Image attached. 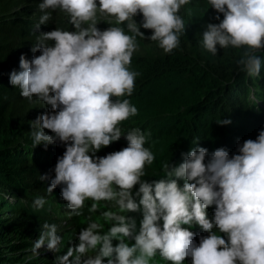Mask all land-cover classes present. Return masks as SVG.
I'll return each instance as SVG.
<instances>
[{
    "label": "clouds",
    "instance_id": "clouds-1",
    "mask_svg": "<svg viewBox=\"0 0 264 264\" xmlns=\"http://www.w3.org/2000/svg\"><path fill=\"white\" fill-rule=\"evenodd\" d=\"M190 2L39 3L41 14L35 11L37 18L32 19L40 31L30 49L33 56L21 54L19 70L9 74L10 84L23 98L48 108L31 121L29 142L31 152H44L49 165V173L39 176L47 192L25 187V201L38 210L34 217L46 221L32 246L34 256L46 245L55 254L54 264H159L157 257L170 264H184L186 258L190 264H264V129L255 139L238 142L231 155L224 147L209 153L196 140L172 163H161L164 175L158 167L148 180L146 168L157 163L145 146L151 134L123 123L138 114L124 98L132 96L140 75L131 69L139 50L137 37L155 41L171 54L186 30L181 9ZM208 3L219 23L206 25L203 48L213 55L218 45L245 48L237 61L239 71L259 77L264 0ZM57 11L67 17L65 28L52 18ZM101 21L106 29L98 25ZM141 28L152 30L151 35L146 37ZM230 123L222 119L219 124ZM122 135L126 147L96 155ZM53 192L56 196L49 195ZM35 193L43 196L29 197ZM45 196L64 202L69 216L82 217L87 208L79 243L63 254L65 242L56 224L67 225L72 217L65 216L63 207L47 203ZM136 212H142L139 226L129 215Z\"/></svg>",
    "mask_w": 264,
    "mask_h": 264
},
{
    "label": "trees",
    "instance_id": "trees-1",
    "mask_svg": "<svg viewBox=\"0 0 264 264\" xmlns=\"http://www.w3.org/2000/svg\"><path fill=\"white\" fill-rule=\"evenodd\" d=\"M36 1L0 0V65L4 68L0 71V234L7 242L13 244L8 246L7 250L0 248V264L19 263L16 256L20 254L24 245L21 240L16 239V236L21 238L22 232L32 231L36 225L34 220L38 219L34 217L38 210L33 209L32 204L27 203L24 199L27 195L26 184L30 187H39L45 192H47L46 189L48 187L46 181H37L40 175L49 173V165L45 164L47 162L46 154L43 158L40 153H37L38 150L31 152L29 145V142H32L31 134L17 133V130L20 127L22 128L21 119L35 120L38 115L47 111L48 108L47 106L44 107L40 102L32 103L23 98L20 94V89L13 87L9 82L10 72L13 69L19 70L21 54H24L28 59L33 56V53L29 51L36 42V35L40 32L35 30L32 24V19L37 18L34 13L35 10H31L32 5ZM53 13L60 15L55 19L58 27L65 28L67 26V17L65 18V15L59 11ZM141 17V14L135 17L138 24L142 19ZM142 30L146 37L151 35L152 30L143 28ZM145 41L158 44L147 39ZM221 51L231 55V57L222 62V70L225 71V74L222 73L219 76L214 75V72L200 65L181 42L179 48L173 50L171 54H166L163 51L159 56L141 57L136 60L141 63V66L138 70L140 75L135 82L136 87L133 93L135 99L144 100L145 96H142L140 91L147 87L149 83H156L157 86L162 85L160 82L161 78L169 73L182 74L202 83L199 92L192 95L194 103L192 105L198 111L200 119L198 121H196L197 119H189L190 113H193V110L190 111L192 108L180 106V103L178 110L184 107L188 109V112L185 115H182L183 113L180 115L172 130L173 133L168 136L166 132L165 137L160 134L156 136L164 144L168 143L167 148H164V150L165 152L170 151V154L167 158L157 157V160H160L146 168V179L149 180L151 174L158 167L160 175H164L161 171V163L163 161L172 163L180 156L182 151L188 152L187 147L189 145L193 147L195 139L199 140L198 143L202 147H209L208 133L213 128L218 127L219 141L225 145H229L230 140H234L235 144L238 142L242 144L244 138L235 131L245 130V128L249 130L251 124H259L260 120H264V114L263 116L258 112L253 114L248 108L244 109L245 105L248 106L250 103L258 101L264 103V50L258 51L259 53L257 54L262 59L259 77H249L245 72L239 71L237 61L244 55L245 48L237 49L230 46ZM38 54L39 52L36 53V55ZM7 63H10L11 66L5 67L8 65ZM224 76L228 77V79H224ZM251 93L258 99H252ZM33 99L35 100V98ZM260 109L264 112V107H260ZM242 111L247 113V115ZM202 117H208L205 123L201 121ZM236 118L247 120L248 122L242 123ZM222 119H231V123L221 125L219 123ZM166 122L168 123L170 120ZM127 126L130 128L141 127L140 129L142 130H148L145 124H141V116H134L128 121ZM150 126L148 125V128ZM204 126L207 127L205 132L201 129ZM197 133L201 135V139L199 137L196 138ZM126 146L127 141L122 135L119 141L102 148L96 155L103 156L110 152L121 150ZM145 146L148 147V144L146 143ZM180 146L182 147L181 150ZM11 160H14V163L11 167H8L11 164ZM1 164L5 166L2 167ZM26 178H28L29 182L22 180ZM36 195V193L30 194L29 197ZM49 195L56 196V193L53 192ZM9 196L14 197L15 201L11 200ZM37 196L43 195L38 194ZM45 198L47 200V196ZM50 203H55L61 207L64 206V202L61 200L52 199ZM4 211L14 215L18 214L23 218L17 219L4 216ZM96 214L99 215V213ZM87 215V208H85L84 216H73L70 219V223L75 224L72 239L77 238L80 229L86 227L85 217ZM129 215L136 218L139 226L142 212L129 213ZM93 216L95 217V214ZM11 234L14 235L15 241L8 239ZM116 243L118 241L114 240L113 244L115 245Z\"/></svg>",
    "mask_w": 264,
    "mask_h": 264
},
{
    "label": "rangeland",
    "instance_id": "rangeland-1",
    "mask_svg": "<svg viewBox=\"0 0 264 264\" xmlns=\"http://www.w3.org/2000/svg\"><path fill=\"white\" fill-rule=\"evenodd\" d=\"M40 2L41 0H37L32 5L31 10L34 9L37 13L41 14L38 9V5ZM22 8H18V9H22ZM180 15L184 18L186 25L185 33L181 35L180 42L185 46L186 49L189 50L190 54L193 57H195V60H197L200 65L214 72V75L219 76L222 73L225 74V71L222 70L221 64L224 60H228L231 57V55L222 53L221 51L222 49L219 48V45L217 46L218 48L217 54L213 55L212 53L204 49L202 45V34L206 29V25L208 23H219V21L215 19L217 13L213 8H211V5L208 3V0H191L190 4L182 7ZM219 15L222 20L223 14H219ZM58 16L60 15H56L55 13H53L52 18L57 19ZM64 17L66 18V16ZM98 25L106 29V27L103 25V21L99 22ZM51 30L53 29H49L48 31ZM137 42L139 44V50L134 53L131 64V69L136 72H138L141 66V63H139L136 60H139L141 57L150 58L152 56H159L162 54L161 52H163V50L159 48L158 44L147 42L138 37H137ZM29 52H31V50ZM258 53L259 52H257V54ZM10 66L11 65L9 63L5 67H10ZM3 69L4 68H2L0 65V71H2ZM224 79L227 80L228 77L224 76ZM160 82L162 84L160 86H157L156 83H149L147 84V87H145L143 90L140 91V94L142 96H145L144 100L142 101L139 100L138 98L135 99L134 94L131 97H124L130 99V102L137 107L138 114L136 116H141V124H145V127H147L148 129L143 131H145V133L151 134L148 137L147 144L148 147L151 148V150L156 156V160L154 162H158L160 160V159L157 160V157L167 158L168 155L170 154V151L165 152L164 150V148H167L166 146H168V143L164 144V142H162V140L158 139L156 136L160 134L163 137H165L166 132L168 136H170L173 133L172 130L175 127V123L178 122L180 115L182 113H183L182 115H185V113L188 112V109L184 107L188 106L189 109L192 108L190 109V111L193 110V113H190L191 117L189 116V119L190 118L194 120L197 119L196 121L200 119V115L198 111L192 105L194 104L192 95H194V93L199 92V89L202 86L201 82L195 81L188 76L182 74L176 75L174 73H169L166 76L162 77ZM250 95L252 99H258V97H255V95H253L252 93ZM155 105L157 106L155 107ZM179 105L184 106L183 109L181 108V110H178ZM260 107H264V103L258 101L255 103H250V105L248 106L245 105L244 109L248 108L253 114L258 112L261 116H263L264 112L263 110L260 109ZM242 112L245 115H247V113H245L244 111ZM132 118L133 117H131L129 120H131ZM206 119H208V117L207 118L202 117L201 121L205 123ZM32 120L34 119L31 120L28 118L21 119L22 128L20 127L17 130V133H26L27 135L31 134ZM129 120H126L123 123L126 124L127 121ZM167 120H170V122L167 123L166 122ZM237 120L242 123L248 122L247 120H240V119ZM148 125L151 126L148 128ZM201 129L205 132L207 130V127L205 126L201 127ZM261 129H264L263 119L260 120L259 124L258 123L251 124V128L249 130L245 128V130L240 129V130H236L235 132L238 133V135L239 134L242 135L244 140L249 138L255 139L259 133V130ZM210 131L211 132L208 133L209 147L205 146L209 150V153H211L212 151H214L219 147L226 148L229 151L230 155L237 151V143L235 144L234 140H230L228 143L229 145H225L224 143L219 141L218 127H215L213 128V130ZM198 137L201 139V135L199 133H197L196 138ZM62 146L65 149L63 144ZM179 148L181 150L182 147L180 146ZM191 148L192 145H189L187 147V150L189 151ZM40 155H42L43 158L45 157L44 152L40 153ZM10 163L11 164L8 167L12 166L14 160H11ZM1 166L4 167L5 165L1 164ZM22 180L28 181V178ZM37 181H40V179H38ZM3 213L4 216H9L11 218H17V219L23 218L20 217L18 214L14 215L12 213H8L7 211H4ZM95 216L98 215L95 214ZM34 221L36 225L33 227L32 231L22 232L23 234L21 238L16 236V239L21 240L24 245L20 254L16 256L17 261L19 262L18 264H54L55 254L52 251L47 250L46 245L38 250L39 256H34L31 251L34 242L38 239L40 235V232L42 230V225L46 222L38 219ZM56 225L58 226V234L63 236L65 242V247L62 249V253H61L63 254V252H66L68 245L72 246L79 243L78 238H73L71 241H69V239L72 238V233H73V229L75 228L74 227L75 224L69 223L67 225H59V224ZM106 229H107V225L105 226V230ZM199 238L196 240L197 244L199 243ZM8 239L10 241H15V237L13 234H11L10 238ZM0 243H2V245H0V248L2 250H7L8 246L13 245L12 243L7 242L6 239L1 234H0ZM71 259L73 258H70V260Z\"/></svg>",
    "mask_w": 264,
    "mask_h": 264
}]
</instances>
